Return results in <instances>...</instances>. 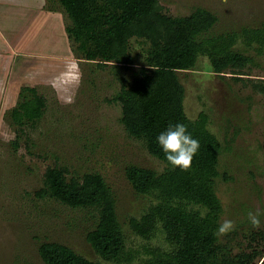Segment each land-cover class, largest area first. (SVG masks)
<instances>
[{"label": "rangeland", "instance_id": "obj_1", "mask_svg": "<svg viewBox=\"0 0 264 264\" xmlns=\"http://www.w3.org/2000/svg\"><path fill=\"white\" fill-rule=\"evenodd\" d=\"M163 13L186 18L198 9L217 17L207 35L241 33L245 28L264 27V0H159ZM60 9L58 0H47L46 9ZM70 20L66 17V25ZM23 30L20 29V33ZM76 48L74 42H68ZM150 41L133 37L129 50L132 64L88 61L75 49L62 67L54 61L45 68L36 63L17 84L4 88L0 116V264H45L39 247L45 242L67 245L77 253L103 264L88 234L98 223L93 208H72L52 197L36 194L44 187L49 168L65 172L67 180L82 181L86 174H101L111 188L117 213L136 257L125 264H146L149 251H168L161 229L151 239L135 235L129 226L156 204L152 194L137 193L126 169L131 165L162 173L166 164L150 154L145 141L132 137L122 123L123 105L118 97L147 68ZM239 52L250 58L243 68L215 74L209 59L200 56L190 71L178 76L186 89L185 110L191 119L206 112L209 128L218 137L222 154L216 191L222 204V223L235 222V229L219 236L218 264H236L255 252L250 264L264 259V47H245ZM47 59V58H46ZM45 59V60H46ZM239 73V74H235ZM34 86L46 99L42 117L15 123L12 109L24 86ZM29 98L33 95L29 94ZM205 213L200 206H190ZM260 212L261 225L253 228L249 212Z\"/></svg>", "mask_w": 264, "mask_h": 264}, {"label": "trees", "instance_id": "obj_2", "mask_svg": "<svg viewBox=\"0 0 264 264\" xmlns=\"http://www.w3.org/2000/svg\"><path fill=\"white\" fill-rule=\"evenodd\" d=\"M58 1L61 12L70 20L66 31L81 53L80 58L99 61V64H132L130 39L141 37L151 43L146 56L147 68L118 97L123 105L121 120L127 132L145 141L150 154L166 164L162 173L136 165L126 169L127 178L137 193L157 198L156 204L141 217L130 219L131 231L151 239L161 229L169 245L168 251H149L153 258L146 264H218L219 237L215 233L221 224L223 209L216 182L221 177L223 149L209 128L206 112L200 113L197 119L187 115L186 89L178 73L192 70L200 56L209 59L215 74L245 67L250 58L236 46L242 41L248 48L264 47V27L211 36L207 32L216 24L217 17L202 8L186 18H173L163 13L159 0ZM29 94L33 97L29 98ZM45 105V97L36 88L23 87L20 101L11 111L12 119L18 124L38 120ZM176 123L184 124L200 143L187 170L171 165L157 142L158 135ZM36 195L52 197L72 208L96 209L98 223L87 238L95 253L102 261L115 264L135 260L127 247L116 199L101 174H86L82 181L69 182L62 169L49 168L44 187ZM193 205L205 209V213L190 208ZM39 254L45 264H103L57 242L42 243ZM257 256L255 252L246 254L236 264H250L247 260Z\"/></svg>", "mask_w": 264, "mask_h": 264}, {"label": "crops", "instance_id": "obj_3", "mask_svg": "<svg viewBox=\"0 0 264 264\" xmlns=\"http://www.w3.org/2000/svg\"><path fill=\"white\" fill-rule=\"evenodd\" d=\"M46 3L0 0V116L4 88L17 84L36 63H42L45 70L51 66L47 60L52 59L56 67L63 68L60 63L68 58L64 50L75 52L72 44H66L72 41L66 31V16L61 10L46 9Z\"/></svg>", "mask_w": 264, "mask_h": 264}, {"label": "clouds", "instance_id": "obj_4", "mask_svg": "<svg viewBox=\"0 0 264 264\" xmlns=\"http://www.w3.org/2000/svg\"><path fill=\"white\" fill-rule=\"evenodd\" d=\"M157 142L165 154L166 160L181 170H187L192 165L193 158L200 148V143L194 139L187 128L182 123L169 125L157 137ZM260 212H249L248 219L253 228H259L261 225ZM235 229V222L225 219L218 227L215 235L224 236ZM264 264V259L260 261Z\"/></svg>", "mask_w": 264, "mask_h": 264}]
</instances>
